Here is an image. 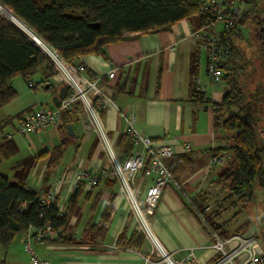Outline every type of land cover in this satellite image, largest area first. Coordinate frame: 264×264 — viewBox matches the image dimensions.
<instances>
[{"label": "crops", "instance_id": "1", "mask_svg": "<svg viewBox=\"0 0 264 264\" xmlns=\"http://www.w3.org/2000/svg\"><path fill=\"white\" fill-rule=\"evenodd\" d=\"M258 2L264 3V0L247 3ZM200 20L199 11L192 18L163 28L125 32L122 40L106 46L104 56L85 55L77 62L85 65L90 76H103V82L113 87L115 103L107 102L101 116L115 146L120 136L125 134L124 113L135 116L136 126L142 133L163 140L175 149L173 168L180 188L174 184L167 185L153 216V228L165 247L174 252L176 259L193 251L199 261L208 262L217 255L213 247L214 238L190 207L187 198L204 196L207 198L206 207L211 210L214 204L211 205L210 198L222 190L215 183L221 175L217 173L218 165L212 163L213 150L224 146L222 134L215 131L213 103L223 101L227 83L225 79L213 81L208 74L206 51L202 41L193 35L200 27ZM239 31L240 35L232 36L235 45V39L243 37V31ZM110 71L115 72L112 78L108 76ZM38 73L43 76L40 86L33 77L27 80L20 76L25 83L18 81L17 77L12 80L18 96L0 108L5 116L4 123L28 109L33 111L55 105L53 96L59 86L51 90V77L47 83L44 82L48 79L44 69H39L35 76ZM30 81L33 87H30ZM195 90L204 94L202 99L194 95ZM69 118L75 135L62 147L61 155L58 156L55 150L67 132L63 128L65 118L62 116L58 122L36 133L43 150L33 154V165L27 176L18 181L47 194L58 184L57 200L63 208L77 189L73 178L80 168L94 174H101L109 168L97 136L87 131L82 108L78 106L71 111ZM12 129L9 126L6 131ZM27 136L15 135L4 142L0 156L9 158L21 154L22 143L26 145ZM49 143L52 146L43 148ZM116 149L124 159L123 152L117 146ZM181 155L189 156L187 165H182L177 158ZM21 164L19 162L17 166ZM100 176L98 185L83 188L78 200L80 212L73 216L72 228L66 235L79 242L63 244L52 241L58 235L53 232L50 241L33 242L40 257L50 259L53 264H149L145 260L152 250L148 240L139 248L117 244L121 234L130 240L140 232L126 199L119 192L116 179L110 174ZM152 179L153 176L142 173L133 177L132 183L140 198L146 195ZM111 199L114 209L109 220L104 222L103 214ZM216 215L212 218L217 222L220 216ZM93 225L106 228L103 239L86 236L85 230ZM217 228L214 229L223 236L220 227ZM0 260H5L6 264H33L25 249L23 235L17 236L7 251L0 246Z\"/></svg>", "mask_w": 264, "mask_h": 264}, {"label": "trees", "instance_id": "2", "mask_svg": "<svg viewBox=\"0 0 264 264\" xmlns=\"http://www.w3.org/2000/svg\"><path fill=\"white\" fill-rule=\"evenodd\" d=\"M202 1L0 0V108L18 96L12 85L14 78L22 76L28 80L43 68L48 78L44 82L49 83V78L55 74L51 62L30 38L41 47L43 45L39 38L41 36L69 63L78 64L81 56L90 54L104 56L106 46L122 40L125 32H146L192 18L200 11ZM247 2L250 0H239L235 26L223 34V38L232 48L229 61L224 65L227 90L221 103H213V109L215 131L220 132L230 143L227 147L223 146L214 151L216 154L223 151L231 153L225 163L228 166L227 170L221 173L215 183L236 194L247 195L251 200L256 184L264 186V143L259 138V130L253 116L242 114V103L246 94L239 77L245 66L239 64L243 57L232 40L233 35L241 34L240 26L249 21L250 13L242 10L240 6ZM256 38L261 48L260 67L264 71V25L257 32ZM50 89H55L51 83ZM194 95L198 99L204 96L200 90H195ZM237 107L241 109L236 111ZM30 111L32 108L26 112ZM70 112L61 115L65 118L64 129H67L71 122ZM25 113L22 112L6 121L0 126V131L9 126L14 129V121L22 119ZM223 113L229 115L221 120ZM6 133L0 144L1 150L4 142L9 140ZM68 142H62L56 148L55 153L58 156ZM116 146L123 152L125 158L132 153V140L125 134L120 136ZM173 158L174 156L167 159L166 163L174 173ZM177 158L182 165L190 162L188 155ZM85 186L84 182L77 184L75 193L61 211L57 202L47 205L43 201L47 192L28 188L22 182H13L7 175L0 173L1 248L7 251L17 236L25 235L32 227L39 229L47 224H50L53 232L58 234L52 241L63 244L78 243L79 241L66 235H69L72 228L73 216L80 212L78 200ZM113 209L114 203L111 199L103 214L104 222L109 220ZM106 232L104 226L96 225L85 230L86 236L95 240L103 239ZM50 240L51 237L42 242ZM146 240L142 233L137 235L135 233L130 240L121 234L117 244L121 247L133 245L139 248ZM0 264H6V261L0 260Z\"/></svg>", "mask_w": 264, "mask_h": 264}, {"label": "built area", "instance_id": "3", "mask_svg": "<svg viewBox=\"0 0 264 264\" xmlns=\"http://www.w3.org/2000/svg\"><path fill=\"white\" fill-rule=\"evenodd\" d=\"M238 5L239 0H203L201 3L200 27L193 32V35L202 41V47L207 54L208 74L216 82H221L224 79V65L229 61L232 48L229 42L223 38V34L234 28ZM39 38L43 42L41 47L32 38L30 39L48 57L55 69V74L51 77L52 85L60 87L63 84H68L70 89L60 104L42 106L25 113L23 118L17 121L14 129L6 133V136L10 139L15 135L26 136L31 133H40L48 126L58 122L64 112L72 111L80 106L85 115L87 131L97 136L101 152L105 156L109 168L103 170L101 174H94L88 169L80 168L74 174L73 179L77 184L84 182L89 187L98 185L100 175L110 174L116 179L119 192L126 199L139 232L151 244L152 250L145 256L147 263L264 264L263 249L253 234L232 233L221 236L189 198L187 199L190 207L211 231L214 238L213 247L217 255L208 262L199 261L193 251L181 259L174 257V252L165 247L154 231L153 216L167 185L174 184L180 188L175 174L166 163L167 159L175 155V149L163 140L153 139L142 133L136 126L135 116L123 113L124 133L132 140L133 150L129 157L121 158L101 116V110L107 102L115 103L113 87L103 82V76L91 77L84 64L69 63L54 46L41 36ZM114 75V71L108 72L110 78ZM29 85L33 87L34 84L30 81ZM222 138L224 146L227 147L228 140L223 136ZM230 154L229 151L216 154L213 150L212 163L214 165L225 164ZM137 173L153 176L143 198L137 195L136 188L132 183V179ZM57 190L58 184L44 196L43 201L47 205L57 202L59 209L63 211L64 208L57 200ZM206 210H209V207H206ZM52 234L51 225L47 224L39 229L32 227L23 235L25 249L33 264H53L50 259L40 257L33 246L34 241L42 242L50 238Z\"/></svg>", "mask_w": 264, "mask_h": 264}, {"label": "rangeland", "instance_id": "4", "mask_svg": "<svg viewBox=\"0 0 264 264\" xmlns=\"http://www.w3.org/2000/svg\"><path fill=\"white\" fill-rule=\"evenodd\" d=\"M241 9L248 10L250 18L246 25L240 26L243 31V37L235 39L236 46L243 57V59L239 60V64L245 66L241 71L239 81L245 90L246 98L242 103L243 109H240L242 114L253 116L259 130V138L264 143V71L260 67L262 62L261 48L256 38L257 32L264 25V3H243ZM45 57L48 59L46 55ZM17 79L25 83L20 76ZM42 79L43 76L40 73L33 76V80L37 81L38 84ZM240 109L238 107L235 108L236 111ZM228 115V113H223L221 120L227 118ZM4 119V113L1 111L0 126L4 124ZM6 129L7 127H4L0 131V140L7 132ZM26 139V145L22 143L24 147L21 148V154L13 155L9 158L0 156V172L7 175L13 182L23 180L27 176L29 169L33 165V154L37 150H43L41 149L42 141L36 133L29 134ZM227 143L230 144L229 140ZM47 146L52 145L49 143L44 145L43 148ZM72 148L73 146L71 145ZM19 162L22 164L17 166ZM217 167V173L221 174L227 170L228 166L227 164H220ZM221 189L220 192L210 198L212 201L211 205L214 204L211 210H206L207 198L204 196L196 198L191 197V195L188 197L203 212L204 217L213 228L218 229L217 226H219L224 235L232 233L253 234L264 252V186L259 183L256 184L251 200L247 195L236 194L226 187ZM216 214L220 216L219 220H217L218 223L212 218Z\"/></svg>", "mask_w": 264, "mask_h": 264}, {"label": "water", "instance_id": "5", "mask_svg": "<svg viewBox=\"0 0 264 264\" xmlns=\"http://www.w3.org/2000/svg\"><path fill=\"white\" fill-rule=\"evenodd\" d=\"M69 89L70 86L68 84H63L59 87L58 92L53 96V102L55 105L60 104L61 100L67 96ZM74 135H75V130L73 128V125L68 124L67 133L63 137L62 142H68L71 139V137H73Z\"/></svg>", "mask_w": 264, "mask_h": 264}]
</instances>
